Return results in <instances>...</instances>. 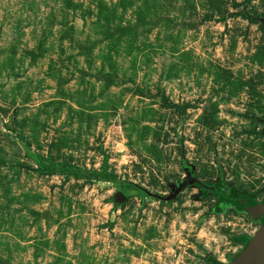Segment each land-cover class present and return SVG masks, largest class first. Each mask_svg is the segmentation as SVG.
Instances as JSON below:
<instances>
[{
    "label": "rangeland",
    "instance_id": "374dc122",
    "mask_svg": "<svg viewBox=\"0 0 264 264\" xmlns=\"http://www.w3.org/2000/svg\"><path fill=\"white\" fill-rule=\"evenodd\" d=\"M221 176L264 201V0H0V264H229Z\"/></svg>",
    "mask_w": 264,
    "mask_h": 264
},
{
    "label": "water",
    "instance_id": "95a60500",
    "mask_svg": "<svg viewBox=\"0 0 264 264\" xmlns=\"http://www.w3.org/2000/svg\"><path fill=\"white\" fill-rule=\"evenodd\" d=\"M205 188L213 187L204 185ZM119 201L125 199L122 193L117 196ZM247 212L254 220L263 218L262 225L257 233L250 239L247 246L233 259L229 264H264V204H257L254 207L247 208Z\"/></svg>",
    "mask_w": 264,
    "mask_h": 264
},
{
    "label": "trees",
    "instance_id": "16d2710c",
    "mask_svg": "<svg viewBox=\"0 0 264 264\" xmlns=\"http://www.w3.org/2000/svg\"><path fill=\"white\" fill-rule=\"evenodd\" d=\"M199 186L203 187V185L199 184ZM224 180L223 176H221V179L217 185L214 187L217 189L215 192V195L218 199V203L215 207V213L220 214L223 213L226 209H228L231 206H236L238 210L240 211H247V208L254 207L255 205L259 204L257 201V195L256 194H251L247 191H239L237 189H232L230 194H227L224 190ZM204 188V187H203ZM205 193H207L206 189H203ZM234 197H238V199H235ZM241 198V199H240ZM248 199V204L245 202L243 203V200ZM249 205V206H247ZM244 206H247L244 208ZM251 238L246 237V236H241L236 239L237 242L244 244L246 247L247 244L249 243ZM239 255V254H238ZM237 255V256H238ZM236 256V257H237ZM235 257V258H236ZM234 258V259H235ZM210 264H217L216 261L209 259Z\"/></svg>",
    "mask_w": 264,
    "mask_h": 264
},
{
    "label": "flooded vegetation",
    "instance_id": "af4514ba",
    "mask_svg": "<svg viewBox=\"0 0 264 264\" xmlns=\"http://www.w3.org/2000/svg\"><path fill=\"white\" fill-rule=\"evenodd\" d=\"M211 191H213L212 189H210ZM235 199H238V197H234ZM241 199V198H240ZM243 200V199H242ZM249 203L248 202V199H245V200H243V203ZM259 202V201H258ZM260 204H264V201H261V202H259ZM247 206H249V205H247ZM247 206H244V208H246ZM231 207H236V206H231ZM236 209H238L237 207H236ZM260 220L263 222V218H260Z\"/></svg>",
    "mask_w": 264,
    "mask_h": 264
}]
</instances>
